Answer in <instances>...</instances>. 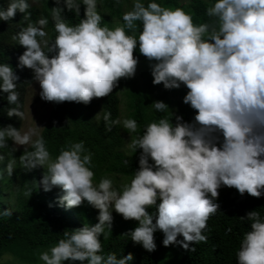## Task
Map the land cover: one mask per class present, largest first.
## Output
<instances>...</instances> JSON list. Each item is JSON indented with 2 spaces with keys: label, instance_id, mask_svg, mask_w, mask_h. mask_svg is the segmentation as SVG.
I'll return each instance as SVG.
<instances>
[{
  "label": "clouds",
  "instance_id": "1",
  "mask_svg": "<svg viewBox=\"0 0 264 264\" xmlns=\"http://www.w3.org/2000/svg\"><path fill=\"white\" fill-rule=\"evenodd\" d=\"M55 4L51 8L57 33L54 41L50 42L44 30L46 18L28 23L13 36L25 49L18 67L33 71L42 100L87 105L93 98L109 96L120 79L135 75L138 44L140 54L155 61L152 83L163 84L166 90L183 84L188 89L183 103L196 114L195 123L177 116L173 125L170 119L161 118L132 139L128 147L134 153L141 150L139 166L119 189L109 178L93 183L91 153L85 152L82 141L52 159L42 136L33 140L34 132L21 134L12 125L0 128V148L7 147L8 140L16 146L31 145L33 150L25 149L19 161L27 171L44 169L40 184L45 192L59 187L66 207L87 201L98 209V223L65 231V238L41 253L40 259L44 264H127L132 253L119 259L114 253L106 258L98 254L102 251L99 237L105 227L111 229L112 210L126 221L138 222L128 234L149 252L156 248L157 230L164 234L165 247L178 243L195 251L189 245L207 241L202 232L218 210L214 200L221 186L254 198L264 192V0H215L207 15L216 18L218 27L194 25L181 8H164L155 2L145 6L135 0L132 10L122 16L125 26L114 30L100 26L97 0H55ZM81 4L84 18L69 26L62 13L66 9L79 15ZM29 7L28 0H10L6 9H0V20L9 21L17 12L29 20ZM135 21L142 23L138 38L125 32V27L135 29ZM17 79L10 66L0 64V91L8 94V104L16 105L8 109L7 116L22 119ZM152 106L157 111L168 109L162 101ZM110 117L105 112L108 131L114 125H122L129 133L137 131L135 120ZM14 163L6 166L8 176L13 174ZM150 207L156 209L154 214L147 211ZM241 219L251 223L236 253L237 264H264V219L256 210ZM178 236L183 240L178 241Z\"/></svg>",
  "mask_w": 264,
  "mask_h": 264
},
{
  "label": "trees",
  "instance_id": "2",
  "mask_svg": "<svg viewBox=\"0 0 264 264\" xmlns=\"http://www.w3.org/2000/svg\"><path fill=\"white\" fill-rule=\"evenodd\" d=\"M128 1L101 0V6L108 16L102 18L100 26L109 28L108 21L111 18L119 21V27H124L123 8ZM140 2L145 6L155 2L164 8H181L192 17L194 25L207 23L218 27L216 18L207 15V9L213 6L215 0H142ZM9 3L10 0H0V9H6ZM28 3L29 20H25L24 14L20 12L9 21L0 20V64L10 66L18 77L15 84L19 93L20 111L23 114L25 92L37 81L33 78L34 73L31 69L18 67V58L25 49L13 40V36L28 23L35 24L41 18L48 20L44 30L48 33L50 42L54 41L57 35L51 18V8L56 6L55 0H35V2L28 0ZM62 16L69 26L77 25L84 18V6L81 4L79 15L65 9ZM134 23L135 29L130 30L125 27V32L138 38L142 31V23L140 21ZM47 54L51 57L55 53ZM134 56L138 60L137 67H139L136 77L120 79L117 88L109 96L93 98L87 105L75 102L53 103L38 135L43 137L45 147L52 159H55L62 149L67 150L70 144L82 141L85 152L91 153L89 168L94 172V184H98L101 178H109L113 181V187L119 189L120 184H115L118 177L127 183L132 179L139 166L138 157L141 150L137 149L134 153L127 142L130 144L132 139L141 136L148 124L167 118L175 125L177 116L181 117L183 122L195 123V110L183 103V97L188 89L183 84L178 89L171 90H166L163 84L154 85L151 65L155 61H149L141 55L138 44ZM119 88L124 89L126 118L137 122L138 128L135 133H129L122 125H114L111 131H108L103 120L105 112L111 113V120L120 119ZM7 95L0 91V128L12 125L20 130L23 118L7 116L8 109L16 107L15 104H8ZM172 97L175 99L173 100ZM155 101L164 102L168 109L157 111L152 106ZM7 143V147L0 148V157H2L0 159V259L10 255L17 264H44L40 259L41 253L49 251L60 239H64L65 231L70 233L84 225L93 226L98 223V209L87 201L82 202L78 207H66L60 200L64 193L59 187H53L45 192L40 184L44 169L37 167L27 171L19 161L25 149L33 150L31 145L22 150H15L11 140ZM13 160H15L13 174L8 176L6 166ZM218 191L219 196L214 200L219 205L218 210L209 217L207 227L202 232L207 237V241L189 245V249L194 247L195 251L185 250L178 243L165 247L162 243L164 234L157 230L154 233L156 248L149 252L142 245L133 243L128 234L138 226V222L126 221L112 210L111 229L109 232L105 227V233L99 237L102 251L98 254L106 258L108 254L114 253L119 259L132 253L133 259L127 264H158L160 255L165 254L168 247H173L176 252L174 264H237L236 253L244 235L250 231L251 223L247 219L242 220L241 217H246L248 212L256 210L264 219V192L260 198H254L247 193L241 196L235 188L225 186H221ZM5 210L12 214L3 215ZM147 211L154 214L156 209L150 207ZM229 229L231 231H228ZM177 240L181 241L183 237L178 236ZM65 262L81 264L79 261H63L62 264ZM84 264H87V261Z\"/></svg>",
  "mask_w": 264,
  "mask_h": 264
},
{
  "label": "rangeland",
  "instance_id": "3",
  "mask_svg": "<svg viewBox=\"0 0 264 264\" xmlns=\"http://www.w3.org/2000/svg\"><path fill=\"white\" fill-rule=\"evenodd\" d=\"M142 1V0H140ZM145 1V0H143ZM185 1V0H184ZM135 0H129L124 8L123 12L131 11L133 4ZM97 11L101 15L103 19L107 18L108 13L102 8L101 6V0L97 1ZM109 18V17H108ZM109 29H115L119 25V21L117 19H109ZM139 67H136L135 75L136 77L138 75ZM123 88H119L118 90V96L120 98L121 104H120V120L127 119L126 118V105H125V98L123 96ZM40 86L38 82L33 83L31 86H29L25 92V98H24V115H23V121L20 128L21 134H24L25 132H34L35 134L32 136V139L34 140L39 133L41 132L48 114L53 106V102H47L41 99L40 97ZM173 98V97H172ZM175 98H173L174 100ZM129 145V142H127ZM29 145L24 146H16L13 143V148L16 150H22L27 148ZM117 182L115 184H120V186L124 183H127L124 179L118 177L116 179ZM115 180V181H116ZM111 210V209H110ZM176 255L175 249L173 247H168L165 251V254L160 255V260L158 264H174L173 259ZM0 264H17L16 261L10 256L5 255L0 259ZM68 264V263H64Z\"/></svg>",
  "mask_w": 264,
  "mask_h": 264
}]
</instances>
